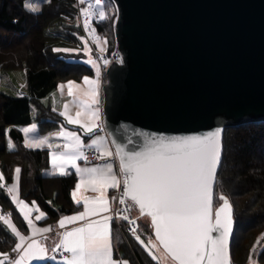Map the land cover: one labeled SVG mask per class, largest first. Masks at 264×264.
<instances>
[{
  "label": "snow or ice",
  "instance_id": "obj_1",
  "mask_svg": "<svg viewBox=\"0 0 264 264\" xmlns=\"http://www.w3.org/2000/svg\"><path fill=\"white\" fill-rule=\"evenodd\" d=\"M83 5L85 0H78ZM111 6V0H94L88 8H81L80 13L85 18L84 28L89 29V20L97 15L100 21L110 19L105 7ZM24 7L31 13H38L40 6L33 0H24ZM96 9V11H92ZM95 32V29H92ZM97 47H100L99 38H95ZM107 43V41H105ZM85 50L87 45H85ZM105 49L100 47V51ZM55 52H72L75 50L54 48ZM87 63L96 67L97 78L100 69L91 58ZM108 60H104L107 65ZM85 84L97 85V80L84 77ZM75 82H68V94L72 96V88ZM61 90L64 85H60ZM97 89H93V96ZM93 103H98L94 100ZM68 124L80 125L85 135L93 134L102 130L101 126L94 121L100 120L99 109L92 116V123H82L76 113L77 119L68 115V104L64 105V111L60 113ZM33 128L24 129L27 135L34 131ZM222 127L202 135H189L168 137H147L144 146L139 150L129 149L126 144L116 143L115 153L102 149L104 138L96 136L91 143L85 145L76 131H67L61 127L55 135L66 141L62 151H52V165L55 172L65 176L71 174L68 168H74L80 182L76 184V190L72 198L77 205L83 204V211L72 216H64L58 221L59 228L64 229L67 224L83 222L79 226L58 232V242L49 246L40 242L35 237L39 234L44 240L48 237L44 234L52 231L51 227L36 228L29 218L32 208L24 200L18 199V183L21 169L17 167L16 183L7 188L11 194V200L16 204L23 220L27 222L31 235L25 236L17 229L9 218L0 214V220L10 229L11 233L18 239L13 252L18 253L15 258L10 259L7 253H0L3 259L0 264H26L30 260H56V255L49 256L48 253H59L63 264H129L128 260L113 258L114 234L111 224L114 220L126 221L132 237L140 244L154 261L159 257L153 250L163 248L166 257H170L174 264H230L229 237L232 233V204L227 196L220 194L218 199L222 201L218 207L213 208L214 186L217 182V170L221 163L222 155ZM135 135H142L135 133ZM134 143L131 137L127 144ZM26 147L41 148L53 147L48 137L33 138L26 141ZM14 145L9 141V148ZM95 148L99 153L97 159H106L115 156L119 163L114 171L113 163H104L93 167L81 168L78 160L87 161L83 148ZM122 178V179H121ZM0 173V181H3ZM87 183L91 190L99 192L98 197L89 199L87 197L77 199L76 192L81 185ZM2 187V185H0ZM109 189L119 192V195L107 196ZM50 203V202H49ZM33 207L39 212L36 202ZM115 205V207H114ZM123 205L124 207H119ZM133 208H138L139 216L130 218L129 213ZM98 217V219H92ZM148 217L155 239L147 237V243L141 239L138 232L140 225L138 219ZM46 215L40 212L35 217L39 221L45 219ZM215 232L218 235L213 236ZM264 237V234H262ZM261 243L257 238L256 245ZM264 251V249H262Z\"/></svg>",
  "mask_w": 264,
  "mask_h": 264
},
{
  "label": "water",
  "instance_id": "obj_2",
  "mask_svg": "<svg viewBox=\"0 0 264 264\" xmlns=\"http://www.w3.org/2000/svg\"><path fill=\"white\" fill-rule=\"evenodd\" d=\"M113 2L124 60L106 71L104 127L111 143L139 150L147 137L222 127L223 145L225 129L264 123V0ZM129 137L134 143L127 144ZM232 219L229 257L233 207Z\"/></svg>",
  "mask_w": 264,
  "mask_h": 264
},
{
  "label": "trees",
  "instance_id": "obj_3",
  "mask_svg": "<svg viewBox=\"0 0 264 264\" xmlns=\"http://www.w3.org/2000/svg\"><path fill=\"white\" fill-rule=\"evenodd\" d=\"M105 11L111 18L97 24L96 32L99 39L107 41V50L112 51L117 47L118 19L113 0ZM82 38L76 0H48L38 13L26 10L24 0H0V71L24 70L27 74L26 95L0 94V173L4 177L0 181V212L10 213L13 222L24 232L27 224L6 191L14 182L17 167L21 169V199L28 203L35 201L46 214L40 224H53L82 209L72 198L76 174L44 176L43 171L49 166L47 152L28 149L21 131V127L35 122L43 132L57 128L62 119L43 99L60 82H80L84 77L94 76L92 67L85 62ZM54 48L75 51L55 52ZM33 106L36 116L32 113ZM8 137L13 149L8 148ZM223 147L214 204L223 194L234 209L231 264H264V123L225 129ZM138 223L141 239L147 241L148 236L155 239L147 219H138ZM126 226L123 221L114 222V258L127 259L131 264H161L152 260L134 237L127 235ZM6 228L0 220V253L8 254L17 238ZM257 238H261V243L253 251ZM37 264L59 263L47 260Z\"/></svg>",
  "mask_w": 264,
  "mask_h": 264
},
{
  "label": "crops",
  "instance_id": "obj_4",
  "mask_svg": "<svg viewBox=\"0 0 264 264\" xmlns=\"http://www.w3.org/2000/svg\"><path fill=\"white\" fill-rule=\"evenodd\" d=\"M47 1L48 0H45L41 4H38L37 2H35V3H37L42 8L43 3L47 2ZM94 35L96 37H98L97 32H96V34L94 33ZM101 72H102V69H101ZM102 78H103V83H104L103 72H102ZM83 80H82V82H83ZM62 85H64V88L62 90H61L60 86H58V88L53 93H51L48 97L44 98L43 101H42L45 105L50 106L51 109L54 112H56L61 117V119H62L61 124L57 128H55L53 130H50V131H47V132L41 131L40 130V125H38V127H35L34 128V131L28 133L27 135L25 134V132L23 130L24 129H28V128H33V126H35L34 124L37 123V122H35V123L31 124V125H28V126L21 127V131H22V133L24 135L25 144H26V141H30L33 138L48 137L49 138V143H51L53 145V147L51 149H49L47 146H43L41 148H29V147H27L28 149H31V150H40V151H46L47 152L49 166H48L47 169H45L43 171V175L46 176V177L60 176L59 174H55V175L51 174V173L55 172V169L53 168V165H52V158H51L50 153L52 151H62L63 150V144L66 141L64 140V138L57 137L55 135L57 132L60 131L61 127L65 128V130H67V131H76L77 134L80 135V137H81V139H82V141L84 142L85 145L90 144L91 143V140L94 139V138H96V136L103 137L104 138V141H103V144L100 147L102 149H107V150H110L113 153H115L114 150H113V148H112V146H111L110 139H109V137H108L106 131L104 130L103 125H102V114L100 116V120H98V121H94V117L92 115L86 116L84 113H82L80 111V104L77 101L78 98L76 97L77 98L76 99L75 96H74V93H78L77 92L78 89L76 87L79 86V85H74L73 86V88H72V93H73L72 96H69V94H68V91H69V89H68V83H63ZM25 88H26V86H25ZM24 95H26V92L22 93L20 96H24ZM65 104H68V115L71 116L73 119H77L76 113L77 112H80L81 113V116L79 117V119L81 120L82 123H92L94 121L95 123H97V124H99L101 126V129L102 130H97L93 134L85 135L83 129L80 128V125H77V124H68L66 118L64 116H61L60 115V113L64 111V105ZM85 148H88V147H84L83 148V151H84ZM104 163H113L114 164V171L117 170V166L118 165H117V162L113 159V157L106 158V159H104V160H102L100 162H95V163H84L83 160H78L77 161L78 166H80L81 168H84V167H93V166H96V165H102ZM67 171H69L71 174L72 173L76 174L74 168H68ZM20 175H21V171H20V174H19V183H18V199L19 200H22L21 197H20ZM15 177H16V173H15V176H14V182L12 184H10L9 186H11V185H13V184L16 183ZM76 177H77V182H76V184H77V183L80 182V176H78L76 174ZM9 186H7L6 189ZM75 190H76V188H75ZM114 191H115L114 189H109L108 192H107V196L109 198L111 196H113L114 195ZM76 195H77V199L83 200V198H85V197H87L89 199L98 197L100 195V193L99 192L92 191L91 190V186L88 185L87 183H84V184L81 185V188L76 192ZM10 196H11V194H10ZM25 203H27L29 205V207L33 209L31 211V214H30V217L29 218L33 221V224L35 225L36 228H44V227H51L52 228V231L51 232L44 234V235H46L48 237L47 244L46 245L49 246V249L51 248V246L54 245V243L58 242V240H59V236L57 235L58 232H63V231H66V230H71L72 228L77 227L81 223H83V222H77L76 224H67L64 229L59 228V225H58V221L61 218L57 222H55L53 224H40V222L43 221L44 219H41V220L37 221V220H35V217L37 215H39L40 212H43V211L39 208L38 205L37 206L39 208V212H37L35 210V208L33 207L32 203H28V202H25ZM81 205H82V209L80 211H83V204L81 203ZM76 213L77 212L72 213V214H69V215H66V216H72V215H75ZM5 218H9V216H6ZM10 219H11V216H10ZM92 219H98V217H92ZM11 222L17 227V229L21 232L22 235H25V236H30L31 235V229H29L28 224H27L26 221L25 222H26L28 228H27V231H25V232L22 231L13 222L12 219H11ZM114 222L116 224H118V221L117 220H114L112 222V224H111L112 230H113ZM41 237L42 236L38 234L35 238L38 239V240H40ZM17 242H18V239H17ZM8 255H9V258L12 259V258H15L18 255V253L13 252V250H12L10 253H8ZM48 255L49 256L56 255L57 256V259L55 261L54 260H50V259H45V260H42V261L41 260H30V261H27L26 264H37L39 262H43V261H47V260H49L51 262H54V263L63 264L61 255L59 253H52L51 251H49ZM113 258H114V250H113ZM0 259H3V258L0 257ZM114 259H116V258H114ZM124 260H127V259H124ZM5 264H7V262H5ZM129 264H131L130 261H129Z\"/></svg>",
  "mask_w": 264,
  "mask_h": 264
},
{
  "label": "rangeland",
  "instance_id": "obj_5",
  "mask_svg": "<svg viewBox=\"0 0 264 264\" xmlns=\"http://www.w3.org/2000/svg\"><path fill=\"white\" fill-rule=\"evenodd\" d=\"M45 0H33V2H37L38 4H41ZM94 2V1H93ZM41 10V7H40ZM53 33H57L56 30H53ZM96 36L88 30V35L83 36L82 38V46H83V53L85 54V62L91 58L95 62V64L100 69V75L97 78L96 75V67L93 66V64L87 63L90 67H92L94 71V76H87L90 80H97V85H89L85 84L84 80L83 82H77L74 80H68L63 81L59 83V86L63 83H68L69 81L75 82L74 85H79L76 88L78 89V93H74L75 98L80 104V111L84 113L86 116L92 115V113L99 109L100 116L102 114V106L104 105V86L106 83V77H104V83L102 78V72L99 62L96 59L94 50H96L99 53H104L107 51V44L105 41L99 39L100 47L104 48L105 50L103 52L100 51V47H97V41ZM85 45H87V49H90V51L85 50ZM27 81V74L24 70H13V71H0V94H6L10 96H20L22 93L26 92L27 94V88L26 86ZM85 88V89H84ZM97 89V94L93 96V89ZM94 100H97L98 103H93ZM46 102V101H45ZM32 113L35 116L37 113L36 108L32 107ZM35 127H38V123L34 124ZM8 140V148H9V137ZM14 148V147H13ZM9 148V149H13ZM222 203V201L217 200V203L214 204V208L218 207L219 204ZM37 206V204H36ZM144 219H147V222L150 224V218L144 217ZM154 240V239H153ZM145 243L147 241L145 240ZM154 254H156L159 257V262L161 264H174V262L171 260L170 257H166V254L163 251V248H159V250H153ZM2 257V256H0ZM3 258V257H2Z\"/></svg>",
  "mask_w": 264,
  "mask_h": 264
},
{
  "label": "built area",
  "instance_id": "obj_6",
  "mask_svg": "<svg viewBox=\"0 0 264 264\" xmlns=\"http://www.w3.org/2000/svg\"><path fill=\"white\" fill-rule=\"evenodd\" d=\"M94 0H85V3L83 5H81L78 0H76V6H77V10H78V23H79V27L81 28L82 30V33L84 36H87L88 35V30H90L91 33L92 32V29H95V34H96V25L99 24L101 21L99 20L98 16L97 15H93L91 17V19L89 20V29L86 31L85 28H84V20L85 18L81 15L80 13V9L81 8H88L89 7V4L92 3L94 4L93 2ZM92 11H96V9H92ZM93 33V34H94ZM94 53H95V56H96V59L97 61L99 62L101 68H102V71L105 72L106 69L112 65V64H122L123 63V60H124V56L122 54V52L119 50L118 47H116L114 50L112 51H106L104 53H99L97 52L96 50H94ZM104 60H108L109 63L107 65L104 64ZM102 124L104 123V112H103V107H102ZM103 127H104V124H103ZM84 154L88 157V160L87 161H84V163H95V162H100L104 159H97L96 157L98 156V152L95 148H85L84 149ZM113 159L117 162V165L119 163L118 159L115 158V156H113ZM122 179V178H121ZM114 195H119V192L117 190L114 191ZM115 207V205H114ZM119 207H124L123 205H120ZM5 217L8 216V214L4 213L3 214ZM130 215V218H136L137 217V210L136 208H133L131 210V212L129 213ZM118 223L122 220H117ZM127 224L126 221H123ZM138 223V221H137ZM139 224V223H138ZM129 229V226L127 225L126 226V233L127 235H131L130 231L128 230ZM138 232H139V229H138ZM132 236V235H131ZM40 242L43 243V244H47V240H44L42 237L40 239Z\"/></svg>",
  "mask_w": 264,
  "mask_h": 264
}]
</instances>
